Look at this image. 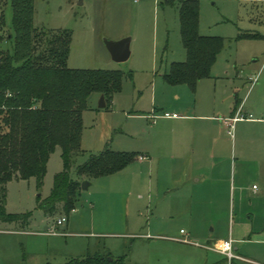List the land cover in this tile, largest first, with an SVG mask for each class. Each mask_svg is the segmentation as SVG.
Returning a JSON list of instances; mask_svg holds the SVG:
<instances>
[{
    "label": "rangeland",
    "instance_id": "1",
    "mask_svg": "<svg viewBox=\"0 0 264 264\" xmlns=\"http://www.w3.org/2000/svg\"><path fill=\"white\" fill-rule=\"evenodd\" d=\"M199 1L200 34L222 38L225 48L211 77L193 91L164 79L173 63L187 59L178 2L35 0L37 29L71 33L69 68L118 71L125 78L122 90L105 108L99 107L101 95L96 93L83 114L81 152L73 155L69 172L81 186L74 211L51 217L38 207L64 171L59 147L50 157L41 189L36 179L8 184L7 214L31 217L29 223L0 221V264H66L109 254L128 264H227L206 246L231 238L240 215L231 194L215 205L201 200L189 205L186 191L181 190L180 198H161L159 203L160 187L167 178L162 165L168 155L159 139L173 132L172 118L166 113L215 117L225 129L224 134L216 133L223 154L261 163L262 176L250 187L264 193V0ZM1 15L0 52H7L11 0L5 21ZM123 38L131 39V57L117 63L104 41ZM237 115L244 119L234 122ZM106 149L137 159L118 174L80 178L79 167ZM140 155L146 160L141 161ZM85 181L91 184L88 190L82 188ZM60 218L67 222L58 226ZM246 220L252 221L249 215ZM235 246L241 255L264 263V241L247 239Z\"/></svg>",
    "mask_w": 264,
    "mask_h": 264
},
{
    "label": "trees",
    "instance_id": "2",
    "mask_svg": "<svg viewBox=\"0 0 264 264\" xmlns=\"http://www.w3.org/2000/svg\"><path fill=\"white\" fill-rule=\"evenodd\" d=\"M9 0H0L5 21ZM178 2L181 37L187 59L175 62L164 79L171 85L185 84L196 91L211 77L218 56L225 48L222 38L200 34V1ZM13 23L7 36L11 49L0 52V221L23 218L8 215V184L36 179L42 188L51 155L62 150L64 171L55 178L51 195L38 201L46 215H69L75 210L80 183L69 172L72 157L81 152L83 114L93 94L106 103L122 90L124 75L109 70H76L68 67L72 35L68 31L39 30L34 25L35 0H11ZM136 155L109 149L79 167L80 178L120 173ZM31 216H25V220ZM23 219V220H24ZM66 264H128L109 255L88 256Z\"/></svg>",
    "mask_w": 264,
    "mask_h": 264
},
{
    "label": "crops",
    "instance_id": "3",
    "mask_svg": "<svg viewBox=\"0 0 264 264\" xmlns=\"http://www.w3.org/2000/svg\"><path fill=\"white\" fill-rule=\"evenodd\" d=\"M221 123L222 121L218 124L213 116L197 114L172 118V134L159 139V142H163L167 147L165 149L168 153L162 165L167 178L160 187L159 203L161 198L162 200L168 197L180 198L181 190L186 191L184 197L189 198V205L194 203V200L208 201L215 205L219 200L221 201L223 195L231 194L235 211L237 210L240 215L237 216V222L235 218L230 239L234 241L238 256L254 262L236 260L233 264H264L241 255L240 248L235 246V242L247 239L264 241V193H257L255 185L252 189L250 187L254 179L261 178L262 166L259 161L246 159L247 157L236 159L234 154L231 157L223 154L220 135H216L217 132L225 133ZM144 156L148 158L147 155ZM229 186L231 191L228 192ZM247 215L249 220H252L251 223L247 222ZM221 240L223 239H219ZM222 256L227 261L226 257Z\"/></svg>",
    "mask_w": 264,
    "mask_h": 264
},
{
    "label": "water",
    "instance_id": "4",
    "mask_svg": "<svg viewBox=\"0 0 264 264\" xmlns=\"http://www.w3.org/2000/svg\"><path fill=\"white\" fill-rule=\"evenodd\" d=\"M105 47L110 53L113 61L117 63H124L127 62L130 57H131V39L130 38H124L119 41H110V40H105ZM107 106L106 103V98L104 95H101V100L99 107L100 108H105ZM90 182L85 181L82 184V188L84 190H88L90 187Z\"/></svg>",
    "mask_w": 264,
    "mask_h": 264
},
{
    "label": "built area",
    "instance_id": "5",
    "mask_svg": "<svg viewBox=\"0 0 264 264\" xmlns=\"http://www.w3.org/2000/svg\"><path fill=\"white\" fill-rule=\"evenodd\" d=\"M2 38V31L0 29V39ZM165 117L167 118H178L177 115H171L166 113ZM252 115H250V117L248 119H251ZM241 119H244L239 117L238 115L234 118V122L235 121H239ZM140 160H145L144 157H140ZM67 222V218H60L57 221V225H63ZM207 248L217 251L218 253L224 255L228 261V264H233L236 260H240V261H244V262H249V263H254L251 262L245 258H242L240 256H238L235 252V247H234V241L232 239L229 240H221V241H216L214 242L212 245L208 246Z\"/></svg>",
    "mask_w": 264,
    "mask_h": 264
}]
</instances>
